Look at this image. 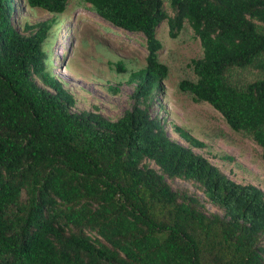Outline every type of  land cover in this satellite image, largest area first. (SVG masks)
<instances>
[{"label": "trees", "instance_id": "obj_1", "mask_svg": "<svg viewBox=\"0 0 264 264\" xmlns=\"http://www.w3.org/2000/svg\"><path fill=\"white\" fill-rule=\"evenodd\" d=\"M22 1L52 15L68 2ZM82 1L144 39V65L125 81L129 109L114 121L71 111L43 48L53 19L21 33L12 0H0V264H264V193L193 153L203 143L180 128L186 146L171 140L149 113L168 72L155 30L165 22L175 38L186 26L201 56L178 92L209 105L264 163V0ZM174 179L203 200L172 190Z\"/></svg>", "mask_w": 264, "mask_h": 264}, {"label": "rangeland", "instance_id": "obj_2", "mask_svg": "<svg viewBox=\"0 0 264 264\" xmlns=\"http://www.w3.org/2000/svg\"><path fill=\"white\" fill-rule=\"evenodd\" d=\"M12 26L24 32V25L53 19L43 45L52 75L63 82L72 94V112L91 111L95 107L105 119L114 121L129 109L132 87L126 85L128 74L144 65L146 50L141 34L113 27L87 9L82 0H68L58 15L28 8L22 0H12ZM166 11H168L164 3ZM155 36L161 44L158 60L167 67L162 89L155 94L149 107L151 117L162 119L168 137L186 146L173 130L178 127L203 143L193 153L206 158L227 178L240 184H252L264 193V163L259 148L250 140L231 132L221 116L205 103H193L176 85L180 79H191L189 62L201 56V48L192 31L184 26L175 36H168L165 22L158 25ZM121 61L125 72L118 73L108 63ZM110 88L116 89L112 94ZM234 160L230 162L227 158ZM172 190L190 184L178 179L166 180ZM202 201V195L196 192ZM206 213L214 209L206 204Z\"/></svg>", "mask_w": 264, "mask_h": 264}]
</instances>
